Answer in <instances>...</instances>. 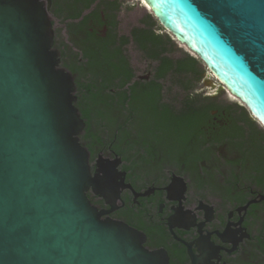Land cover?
I'll list each match as a JSON object with an SVG mask.
<instances>
[{"label": "water", "instance_id": "1", "mask_svg": "<svg viewBox=\"0 0 264 264\" xmlns=\"http://www.w3.org/2000/svg\"><path fill=\"white\" fill-rule=\"evenodd\" d=\"M264 123V0H142ZM52 0H0V264H168L117 208L119 160L91 152ZM105 198L100 209L89 192Z\"/></svg>", "mask_w": 264, "mask_h": 264}, {"label": "flooded vegetation", "instance_id": "2", "mask_svg": "<svg viewBox=\"0 0 264 264\" xmlns=\"http://www.w3.org/2000/svg\"><path fill=\"white\" fill-rule=\"evenodd\" d=\"M61 1L52 0V15L54 2ZM101 1L79 18L66 19V43L55 36V48L76 80L89 71L101 74L100 83L110 72L114 76L111 99L104 93L107 98L98 106L112 113V142L106 135L83 141L93 171L101 155L119 160L120 199L105 217L142 231L145 246L165 250L168 264H264V124L225 88V95L199 90L204 73L179 72L185 57L174 53L170 35L175 37L163 25H149L152 17L126 34L119 22L120 0H108L118 6L115 20L102 9L101 21L91 17L82 27ZM112 21H117L113 30ZM146 30L161 42H140ZM111 39L113 64L89 68L82 55L75 57V44L97 48ZM86 135L85 127L81 136ZM89 196L100 209L111 208L104 197L92 191Z\"/></svg>", "mask_w": 264, "mask_h": 264}, {"label": "trees", "instance_id": "3", "mask_svg": "<svg viewBox=\"0 0 264 264\" xmlns=\"http://www.w3.org/2000/svg\"><path fill=\"white\" fill-rule=\"evenodd\" d=\"M96 0H64L61 2H54L56 5L55 11H53L56 17L64 18V19H76L79 18L82 13L92 7ZM116 2H109L108 0L101 1L97 4V7L93 10L92 13L88 14L84 17V19L80 22L82 27L88 25L89 19L93 17L95 20L101 21L100 10L104 9L106 16L111 20H115L113 11L118 8L115 5ZM145 5V4H144ZM116 7V8H115ZM151 18V16H149ZM155 24L154 21L150 22L149 25L153 26ZM117 25V21H112L110 24L111 30L115 29ZM140 42H150L152 44H156L157 42H161V38L159 35L155 34L153 30H146L143 32L142 36L139 38ZM124 42L129 41V37H125L123 39ZM113 39L109 42V44H104L100 46L97 44V48L94 47H83L78 44L75 46L78 48L77 51H74L75 57L78 59L80 55H82L83 60L87 59L86 64L89 68H93L94 66L100 64L101 62L113 64V60L116 57V53L113 50ZM153 56H157L154 54ZM168 68L172 67V61L168 60L166 63ZM64 66H68L65 63ZM179 72L183 73L186 77L190 74H197L201 72L199 67V60L192 56L187 55L183 62L179 66ZM101 74L99 72L89 71L87 74L83 76H79L76 80L78 85V99L79 102L76 104L82 113V117L86 122V132L87 135L81 136L82 142L86 139L93 140H102L106 138L110 139V143L112 142V134H113V117L112 113H105L98 109L100 102L106 98L103 97L104 93H108L111 99L110 89L114 86V76L113 73L110 72V78L108 81L100 83L99 77ZM83 79H85L83 81ZM102 86L99 88V86ZM186 89L187 83L185 84ZM187 108H191L190 104H188ZM189 111L186 110L185 115H188ZM189 122H194L192 119ZM109 142V141H108ZM92 149V146H89Z\"/></svg>", "mask_w": 264, "mask_h": 264}, {"label": "rangeland", "instance_id": "4", "mask_svg": "<svg viewBox=\"0 0 264 264\" xmlns=\"http://www.w3.org/2000/svg\"><path fill=\"white\" fill-rule=\"evenodd\" d=\"M120 3L122 7L119 12V22L122 32L127 34L132 26L141 24L143 19L148 16H151L153 18V21L156 23L157 26L160 25L159 21L153 16V14L147 8L144 7V4L141 0H120ZM52 19L54 23L55 36H57L60 41L66 43V19L55 17L54 15H52ZM161 33H165L163 29L161 30ZM170 38L172 39L171 42H174V45L176 46V48L173 49L174 53H177L179 56L184 57H186L187 55H192L199 60V67L201 72L204 73V76L199 82L198 89L203 90L207 94L217 93L219 95H225V93H222V91H225V89H223V86L219 83V81L215 80V77L209 72L203 62L197 56H195L194 53L185 48L186 46L180 44L171 35ZM214 83L215 85H213ZM228 94L230 93L228 92Z\"/></svg>", "mask_w": 264, "mask_h": 264}, {"label": "bare ground", "instance_id": "5", "mask_svg": "<svg viewBox=\"0 0 264 264\" xmlns=\"http://www.w3.org/2000/svg\"><path fill=\"white\" fill-rule=\"evenodd\" d=\"M142 1V0H141ZM187 47V46H186ZM226 89V88H225ZM227 90V89H226ZM229 92V91H228ZM230 93V92H229ZM231 94V93H230ZM232 95V94H231ZM232 96H234V95H232ZM235 97V96H234ZM261 121V120H260ZM262 122V121H261ZM263 123V122H262ZM264 124V123H263Z\"/></svg>", "mask_w": 264, "mask_h": 264}]
</instances>
